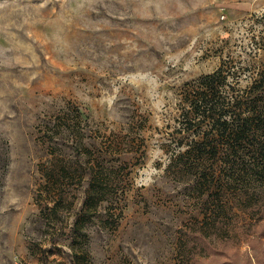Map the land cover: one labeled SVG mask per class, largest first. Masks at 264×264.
<instances>
[{
    "label": "rangeland",
    "instance_id": "rangeland-1",
    "mask_svg": "<svg viewBox=\"0 0 264 264\" xmlns=\"http://www.w3.org/2000/svg\"><path fill=\"white\" fill-rule=\"evenodd\" d=\"M232 56L264 66V0H0V264H264V209L208 225L168 168L178 88ZM50 135L79 168L55 209Z\"/></svg>",
    "mask_w": 264,
    "mask_h": 264
},
{
    "label": "trees",
    "instance_id": "trees-1",
    "mask_svg": "<svg viewBox=\"0 0 264 264\" xmlns=\"http://www.w3.org/2000/svg\"><path fill=\"white\" fill-rule=\"evenodd\" d=\"M245 61L234 56L222 58L217 69L184 82L177 92L178 136L168 168L181 175L189 173L194 190L207 203L208 225L214 227L218 222L235 223L233 217H238L239 210L260 217L264 209V66ZM243 78H248L246 85H242ZM75 113L73 126L85 119L79 108ZM58 120L69 122L60 115ZM55 137L44 138L52 157L40 165L45 185L54 186L49 196L45 195L46 208L51 209L63 196L57 185L79 170L71 166L73 160L61 157ZM88 165L90 181L84 207L91 209L104 199L100 193L107 167L100 156ZM79 232L73 229L74 236ZM72 247L76 250L77 246Z\"/></svg>",
    "mask_w": 264,
    "mask_h": 264
}]
</instances>
